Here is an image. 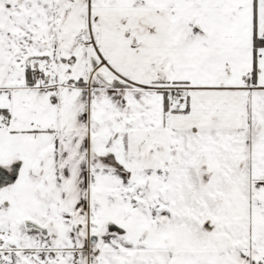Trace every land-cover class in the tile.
<instances>
[{
  "label": "snow or ice",
  "instance_id": "snow-or-ice-1",
  "mask_svg": "<svg viewBox=\"0 0 264 264\" xmlns=\"http://www.w3.org/2000/svg\"><path fill=\"white\" fill-rule=\"evenodd\" d=\"M0 264H264V0H0Z\"/></svg>",
  "mask_w": 264,
  "mask_h": 264
}]
</instances>
